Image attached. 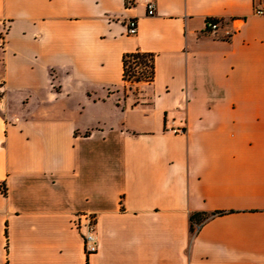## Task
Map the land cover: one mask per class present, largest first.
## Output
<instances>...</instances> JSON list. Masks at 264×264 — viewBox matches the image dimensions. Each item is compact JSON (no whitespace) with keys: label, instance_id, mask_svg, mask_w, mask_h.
<instances>
[{"label":"crops","instance_id":"obj_1","mask_svg":"<svg viewBox=\"0 0 264 264\" xmlns=\"http://www.w3.org/2000/svg\"><path fill=\"white\" fill-rule=\"evenodd\" d=\"M259 8L0 0V264H264ZM138 50L155 76L128 84Z\"/></svg>","mask_w":264,"mask_h":264},{"label":"built area","instance_id":"obj_2","mask_svg":"<svg viewBox=\"0 0 264 264\" xmlns=\"http://www.w3.org/2000/svg\"><path fill=\"white\" fill-rule=\"evenodd\" d=\"M127 8L134 7L138 0H124ZM146 8L148 15L155 14V3L153 1L146 2ZM258 14H264V8H259L256 11ZM222 26V21L219 19L208 18L206 21V30L210 33H216ZM126 28L128 35H136L138 32V21L136 18H129L126 21ZM2 90L0 87V94ZM183 128L176 129V131H182ZM85 232H84V244L87 253L96 252L98 250L99 239L97 234V216L89 213L85 218Z\"/></svg>","mask_w":264,"mask_h":264},{"label":"trees","instance_id":"obj_3","mask_svg":"<svg viewBox=\"0 0 264 264\" xmlns=\"http://www.w3.org/2000/svg\"><path fill=\"white\" fill-rule=\"evenodd\" d=\"M155 76V55L150 52L134 51L123 56V80L126 83H139L142 81L151 82ZM224 211H218L213 215L224 214ZM209 216L193 214L191 216L192 230L194 226L200 224Z\"/></svg>","mask_w":264,"mask_h":264},{"label":"rangeland","instance_id":"obj_4","mask_svg":"<svg viewBox=\"0 0 264 264\" xmlns=\"http://www.w3.org/2000/svg\"><path fill=\"white\" fill-rule=\"evenodd\" d=\"M128 84H130V83H128Z\"/></svg>","mask_w":264,"mask_h":264}]
</instances>
